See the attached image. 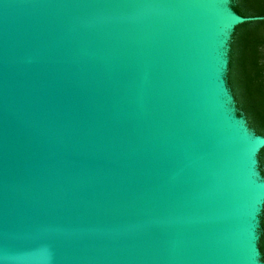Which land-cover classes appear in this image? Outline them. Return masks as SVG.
<instances>
[{"label": "water", "instance_id": "1", "mask_svg": "<svg viewBox=\"0 0 264 264\" xmlns=\"http://www.w3.org/2000/svg\"><path fill=\"white\" fill-rule=\"evenodd\" d=\"M231 0H0V264H263L264 137L226 81Z\"/></svg>", "mask_w": 264, "mask_h": 264}, {"label": "trees", "instance_id": "2", "mask_svg": "<svg viewBox=\"0 0 264 264\" xmlns=\"http://www.w3.org/2000/svg\"><path fill=\"white\" fill-rule=\"evenodd\" d=\"M231 8L243 18H264V0H231ZM226 81L238 115L264 137V19L235 27L229 43ZM258 161L264 177V148ZM259 234L258 248L264 264V206Z\"/></svg>", "mask_w": 264, "mask_h": 264}]
</instances>
